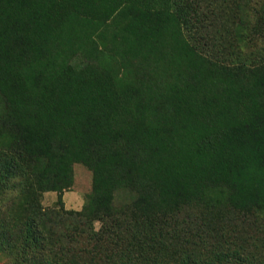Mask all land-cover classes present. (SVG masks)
I'll list each match as a JSON object with an SVG mask.
<instances>
[{"label":"trees","instance_id":"16d2710c","mask_svg":"<svg viewBox=\"0 0 264 264\" xmlns=\"http://www.w3.org/2000/svg\"><path fill=\"white\" fill-rule=\"evenodd\" d=\"M0 264H264V0H0Z\"/></svg>","mask_w":264,"mask_h":264},{"label":"rangeland","instance_id":"374dc122","mask_svg":"<svg viewBox=\"0 0 264 264\" xmlns=\"http://www.w3.org/2000/svg\"><path fill=\"white\" fill-rule=\"evenodd\" d=\"M75 181L71 190L65 191L63 198L67 208L80 210L86 200L87 194L92 189V172L83 164L74 165ZM58 199L55 191L45 192L43 195V205L46 208L53 207Z\"/></svg>","mask_w":264,"mask_h":264}]
</instances>
